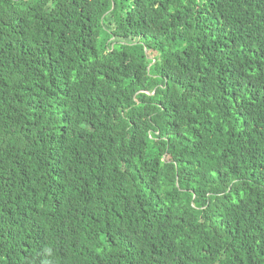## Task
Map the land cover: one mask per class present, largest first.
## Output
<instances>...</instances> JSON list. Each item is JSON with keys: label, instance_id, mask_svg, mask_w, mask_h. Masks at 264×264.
<instances>
[{"label": "trees", "instance_id": "16d2710c", "mask_svg": "<svg viewBox=\"0 0 264 264\" xmlns=\"http://www.w3.org/2000/svg\"><path fill=\"white\" fill-rule=\"evenodd\" d=\"M0 264H264V0H0Z\"/></svg>", "mask_w": 264, "mask_h": 264}, {"label": "clouds", "instance_id": "9594fccd", "mask_svg": "<svg viewBox=\"0 0 264 264\" xmlns=\"http://www.w3.org/2000/svg\"><path fill=\"white\" fill-rule=\"evenodd\" d=\"M196 195L194 194V196H193L192 206L195 207V208H198V206L196 205V203L194 201L196 199Z\"/></svg>", "mask_w": 264, "mask_h": 264}]
</instances>
